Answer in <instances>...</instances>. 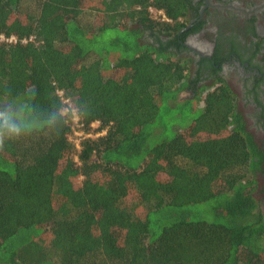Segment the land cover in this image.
<instances>
[{"label":"trees","instance_id":"obj_1","mask_svg":"<svg viewBox=\"0 0 264 264\" xmlns=\"http://www.w3.org/2000/svg\"><path fill=\"white\" fill-rule=\"evenodd\" d=\"M187 22L184 0H0L18 38L0 40V107L22 99L32 121L0 138V264H264V147L233 90L166 118L199 99H180L191 61L160 39Z\"/></svg>","mask_w":264,"mask_h":264},{"label":"flooded vegetation","instance_id":"obj_2","mask_svg":"<svg viewBox=\"0 0 264 264\" xmlns=\"http://www.w3.org/2000/svg\"><path fill=\"white\" fill-rule=\"evenodd\" d=\"M188 22L160 36L178 57L190 59L186 81L194 98L224 81L236 95L247 129L264 147V0H184ZM145 40L158 44L148 30ZM264 180V172L262 173Z\"/></svg>","mask_w":264,"mask_h":264},{"label":"rangeland","instance_id":"obj_3","mask_svg":"<svg viewBox=\"0 0 264 264\" xmlns=\"http://www.w3.org/2000/svg\"><path fill=\"white\" fill-rule=\"evenodd\" d=\"M33 7H29V9H32ZM83 19L86 20H90L92 18L91 14H87V15H83ZM121 34V32H119ZM118 34V31H108L105 34H103V36L101 37V41L102 43L99 45L101 46V48H112L114 47V44L111 42L112 39ZM214 86L211 87H207L206 89H203L200 94H199V99L197 100H193L188 101L184 104H180L178 105L176 108L172 109L171 111H169V113L167 114L166 118L172 120V119H176L178 117V112H182L184 114V116H193V115H197L199 113V110L197 109V105L196 102L198 103V105L200 107H202L204 105V96L206 94V92L208 91V89H213ZM191 92H186L185 90L180 92V99H186L190 97ZM100 127V124H98L97 122L93 124V130H91L90 134L91 136H97L100 135V131L102 130H98ZM80 132V131H79ZM78 137H81V135H77V134H73L70 136V139L73 141V139H76ZM251 177H253L256 182H257V187H256V197L259 201V210L262 211L264 213V180H263V175L261 172L255 173L254 175H251Z\"/></svg>","mask_w":264,"mask_h":264},{"label":"clouds","instance_id":"obj_4","mask_svg":"<svg viewBox=\"0 0 264 264\" xmlns=\"http://www.w3.org/2000/svg\"><path fill=\"white\" fill-rule=\"evenodd\" d=\"M2 104L0 138L20 136L32 124L27 104L22 99H7Z\"/></svg>","mask_w":264,"mask_h":264},{"label":"built area","instance_id":"obj_5","mask_svg":"<svg viewBox=\"0 0 264 264\" xmlns=\"http://www.w3.org/2000/svg\"><path fill=\"white\" fill-rule=\"evenodd\" d=\"M150 11H151L152 13H155V14L158 13V14L163 15V11H161V10L157 11V10L154 9L153 7L150 8ZM0 40H2V41H7V42H17V41H18V38H17L15 35H12V36H10V37H6L5 35H0ZM29 40H31V41H35L34 36H30L29 38H24V39H22V42H27V41H29ZM58 92H59V94L62 96V99H63L64 103L66 104V106H65V111H66V112L71 111L75 123H77L78 125H80V123H79V116H78V114H77L76 109L73 108L70 99L64 96V92H63L62 90H59ZM97 123H98V122H97ZM93 124H94V123H93ZM79 131H80V130H76V131H75V134H77V135H81V137H78V138H76V139H73V141L75 142V144H76V146H77L78 148L80 147V141H81V138L85 135L82 131H80V132H79ZM104 132H106V129L100 131V135L103 134ZM87 136H91V134L88 133ZM97 136H99V135H97Z\"/></svg>","mask_w":264,"mask_h":264}]
</instances>
